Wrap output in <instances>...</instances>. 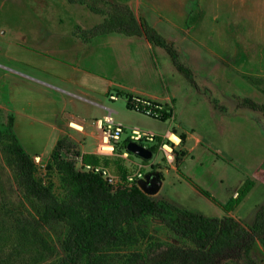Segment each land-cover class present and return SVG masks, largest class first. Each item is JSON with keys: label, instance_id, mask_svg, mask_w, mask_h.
<instances>
[{"label": "rangeland", "instance_id": "rangeland-1", "mask_svg": "<svg viewBox=\"0 0 264 264\" xmlns=\"http://www.w3.org/2000/svg\"><path fill=\"white\" fill-rule=\"evenodd\" d=\"M103 1L107 7L129 6L172 45L183 64V72L178 71L162 47H144L138 39L126 43L141 44L139 50L124 53L121 74L131 73V84L169 102L173 117L160 121L129 110L125 98L116 95L117 89H111L106 98L98 100L114 110V122L125 128L121 143L132 128L158 136L174 131L203 138L193 157L184 153L186 158L180 165L186 174L179 165L176 169L166 166L165 173L158 174L160 181L164 180L162 196H148L154 202L171 203L204 217L222 218L224 212L218 204H224L249 178L253 188L230 213L240 226L250 225L257 207L264 202V116L239 104L244 98L264 103V0ZM88 14L85 6L66 0H0V264H65L61 244L69 231L65 222L39 225L37 202L17 190L13 118L17 117V124L25 132L29 117L46 119L30 107L39 103L33 99L31 89L46 91V76L10 60L5 49L14 43L43 49L46 41H54L70 48L68 55L77 54L78 47L66 41L75 33L81 36L82 30H89L96 22V17ZM108 53L123 55L117 50ZM110 95L117 99L111 100ZM11 103L19 107V115L12 112ZM66 112L89 121L108 114L106 109L82 101L69 105ZM71 120L79 123L77 118ZM65 139L79 151L95 149L93 125L84 126V131L70 128ZM130 160L142 161L135 155ZM149 162L165 166L161 153H154ZM35 165L36 177L56 198L68 196L51 154L42 155ZM144 171L149 173L148 168ZM178 172L207 191L218 204L198 193ZM164 217L173 220L175 213L168 210ZM142 229L147 231L146 237L128 248L161 250L169 245H192L172 233L159 218L148 219ZM248 261L264 264V247L260 243H256Z\"/></svg>", "mask_w": 264, "mask_h": 264}, {"label": "trees", "instance_id": "trees-1", "mask_svg": "<svg viewBox=\"0 0 264 264\" xmlns=\"http://www.w3.org/2000/svg\"><path fill=\"white\" fill-rule=\"evenodd\" d=\"M66 1L72 5H83L89 12L102 17V21L91 29L82 30L81 36L74 34L82 42L113 33L143 37L151 46L164 48L173 66L183 72V64L178 61L172 45L165 42L154 27L137 17L129 6L115 4L107 7L103 0ZM114 91L118 97L125 98L126 108L133 110L131 94ZM239 105L259 111L264 116V103L244 98ZM169 110L160 121L167 120L172 112L171 108ZM14 141L16 187L37 202V223L65 222L69 228L61 244L65 264H110L120 259L118 264H240L249 262L256 243L264 247V202L257 207L252 223L242 227L229 216L208 218L167 202H154L138 188L111 193L97 176L82 173L76 168L78 160L83 164H98L101 160L92 153H81L65 138L57 141L51 153L55 169L69 192L60 200L36 177L33 158L22 150L15 137ZM126 144L127 141L121 148H125ZM149 149L153 154L156 152L155 145ZM112 163L118 173H122L119 160ZM178 173L198 193L218 204L207 191ZM253 186L254 182L247 178L234 196L218 205L225 214L234 211ZM168 210L175 213L173 220L164 217ZM158 218L177 237L192 245H169L161 250L128 248L138 239L146 237L147 231L142 227L147 220L158 221Z\"/></svg>", "mask_w": 264, "mask_h": 264}, {"label": "crops", "instance_id": "crops-1", "mask_svg": "<svg viewBox=\"0 0 264 264\" xmlns=\"http://www.w3.org/2000/svg\"><path fill=\"white\" fill-rule=\"evenodd\" d=\"M89 13L88 15L92 14L96 17V22L89 28L91 29L101 22L102 19L98 15ZM132 39H138L140 42L143 41L142 45L144 47L146 45L149 48L152 47L143 37H125L115 33L98 36L84 43L78 42L74 36L70 35L66 43L72 47H78L77 49L79 51L72 56L68 55L67 52L70 48L61 46V42L58 44L54 41H46V47H43V49L22 43H14L7 46L5 55L10 60L46 76V91L30 88L34 92L32 93L33 99L39 100L38 104L33 103L30 107L41 112L46 116V119L29 117L26 132L24 130L22 131L23 127L17 124V117L15 115L12 122L13 135L18 145L28 156L31 158L41 157L42 155L49 156L54 150L57 141L65 138L68 134L70 129L69 123L74 122L71 120L73 118H77L78 124L82 127V131H84V126L93 125L97 142L98 131L96 130V123L105 115L89 121L80 118L76 114H68L66 112L67 107L74 104L75 101L87 102L106 109L112 118V114L115 113L114 110L109 106H104L98 100V98H106L111 89L129 93L131 96H139L161 103H169L162 102L157 94L144 90L136 84H131V73H127L126 75L121 74L122 60L125 58L124 53L130 50L137 51L140 48L141 43L135 46L126 44L133 41ZM12 47L16 50L14 51ZM115 50L121 51L123 55L117 57L108 53V51ZM32 80L38 81V78ZM47 80H51L56 84L48 82ZM62 94L64 95L62 96ZM11 105L12 112L14 111V114L16 112L19 115V107L16 103H11ZM66 117L70 119L66 120ZM202 142L203 138L197 134L190 133L185 135L184 147L188 157H193L194 152L202 146ZM75 144L78 145L77 143ZM80 152L93 154L94 150L93 152H85L80 149ZM119 165L124 171L125 166L123 164L121 165L120 162ZM179 169L185 173L182 165H180ZM163 187L164 180L161 181L160 188L154 195H161ZM235 193L236 191L232 193L233 196ZM232 213H224L222 217H232Z\"/></svg>", "mask_w": 264, "mask_h": 264}, {"label": "built area", "instance_id": "built-area-1", "mask_svg": "<svg viewBox=\"0 0 264 264\" xmlns=\"http://www.w3.org/2000/svg\"><path fill=\"white\" fill-rule=\"evenodd\" d=\"M110 99L116 100L117 97L115 95H110ZM130 104L133 110L142 112L159 120L165 113H169L170 110L168 111V108H171L172 112L167 119H172L173 117V106L170 103H161L149 98L131 96ZM72 124L80 126L77 123L70 122V128L82 131L81 126L80 129H78ZM96 130L98 131V138L93 154L97 156L101 162L98 164H83L78 160L76 168L82 173L97 176L111 193L129 191L132 188H138L142 191L141 182L146 179L148 174L164 173L166 171V166L176 169L186 157V154H184L186 152L184 147V135L186 134L167 131L163 135L158 136L152 132H145L138 128H132L121 143L122 135L126 134L125 128L120 124H116L110 113L96 123ZM125 141H127V144L133 143L146 149L155 145V153H161L162 161L165 166L160 167L154 162H149L151 158L149 160H142L139 163L130 160L132 154L126 150V146L125 148H121ZM40 158L41 157H34L33 160L38 164ZM116 160H119L120 164L125 166L122 173H118L112 163ZM103 161H109V163L105 164ZM145 168L149 169L148 174L145 173Z\"/></svg>", "mask_w": 264, "mask_h": 264}, {"label": "water", "instance_id": "water-1", "mask_svg": "<svg viewBox=\"0 0 264 264\" xmlns=\"http://www.w3.org/2000/svg\"><path fill=\"white\" fill-rule=\"evenodd\" d=\"M126 150L141 160H149L152 157V152L149 149L138 146L133 143H128L126 145ZM161 181L158 174H148L146 179L141 182V189L147 195H154L160 188Z\"/></svg>", "mask_w": 264, "mask_h": 264}, {"label": "bare ground", "instance_id": "bare-ground-1", "mask_svg": "<svg viewBox=\"0 0 264 264\" xmlns=\"http://www.w3.org/2000/svg\"><path fill=\"white\" fill-rule=\"evenodd\" d=\"M72 125H74L76 128H78V129H80V126H78V125H76V124H72Z\"/></svg>", "mask_w": 264, "mask_h": 264}]
</instances>
